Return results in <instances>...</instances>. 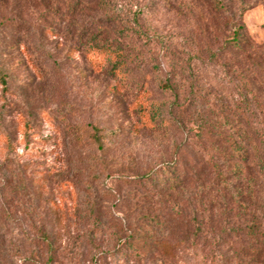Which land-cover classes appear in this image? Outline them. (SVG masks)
<instances>
[{"label":"rangeland","instance_id":"rangeland-1","mask_svg":"<svg viewBox=\"0 0 264 264\" xmlns=\"http://www.w3.org/2000/svg\"><path fill=\"white\" fill-rule=\"evenodd\" d=\"M234 23L262 46L264 0H0V218L11 216L0 239L21 248L13 264H36L23 258L38 250L26 238L41 229L54 245L52 261L40 246L41 264H264L237 255L249 239L233 230L235 217L216 215L194 241L189 210L126 199L127 181L173 158L182 140L143 128L137 94H149L168 119L174 110L185 122L199 113L214 129L230 128L225 107L252 100L243 55L225 47ZM158 213L167 244L118 252L126 230H144Z\"/></svg>","mask_w":264,"mask_h":264},{"label":"trees","instance_id":"trees-1","mask_svg":"<svg viewBox=\"0 0 264 264\" xmlns=\"http://www.w3.org/2000/svg\"><path fill=\"white\" fill-rule=\"evenodd\" d=\"M222 9H225L223 4ZM225 47L243 55L239 73L242 86L253 94L252 100L245 95L235 110L225 107L221 118L230 128L214 129L199 113L196 120L185 122L174 110L172 118L168 119L163 106L154 102L149 94H137L133 109L139 115L143 128L154 132L166 131L182 140L175 145L173 158L146 167L141 174L127 181L132 192L126 199L133 200L140 207L156 204L161 209L171 208L178 215L189 210L191 215L185 217L184 224L194 241H199L205 230H213L216 215L235 217L239 225L233 230L249 239L248 245L239 249L237 255L241 259H259L264 257V128L253 125L262 122L258 119L264 111L259 102V94L264 93V44L259 46L250 40L245 25L234 23L232 37L226 41ZM251 49L253 51L250 52ZM93 50L97 54L108 52L98 46ZM120 70L116 63L113 75L116 77ZM169 85L165 87L169 88ZM140 91L145 92L143 89ZM196 113L193 110L188 116L194 117ZM96 143L101 145L97 137ZM10 217V214H5L0 218V229H8ZM162 218L161 213L148 216L144 230H126L129 235L125 239L119 238L118 252L129 248L127 251L137 256L145 253L150 244L155 250L167 244L168 225ZM95 232L89 231L88 238L97 234ZM34 235L26 239L38 250L32 252L33 257L23 260L41 264L38 260L43 255L40 246H45L49 253L48 261H52L54 245L49 232L41 229ZM20 249L18 247L15 254L0 239V264H13L21 259L18 258L21 257Z\"/></svg>","mask_w":264,"mask_h":264}]
</instances>
